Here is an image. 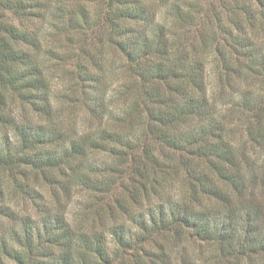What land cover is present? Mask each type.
<instances>
[{
    "label": "trees",
    "instance_id": "16d2710c",
    "mask_svg": "<svg viewBox=\"0 0 264 264\" xmlns=\"http://www.w3.org/2000/svg\"><path fill=\"white\" fill-rule=\"evenodd\" d=\"M0 264H264V0H0Z\"/></svg>",
    "mask_w": 264,
    "mask_h": 264
},
{
    "label": "rangeland",
    "instance_id": "374dc122",
    "mask_svg": "<svg viewBox=\"0 0 264 264\" xmlns=\"http://www.w3.org/2000/svg\"><path fill=\"white\" fill-rule=\"evenodd\" d=\"M82 197L79 196V194H77L74 198V201L72 202L71 204V207H70V211H75L78 207H79V202L82 203L81 201ZM207 246H200V245H197L196 247V250H197V253H199L200 255V250L202 251V257H204V255H207L209 254L210 252L207 250Z\"/></svg>",
    "mask_w": 264,
    "mask_h": 264
}]
</instances>
